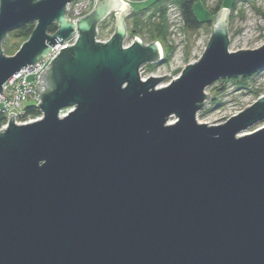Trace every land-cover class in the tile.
Wrapping results in <instances>:
<instances>
[{"label": "water", "instance_id": "water-1", "mask_svg": "<svg viewBox=\"0 0 264 264\" xmlns=\"http://www.w3.org/2000/svg\"><path fill=\"white\" fill-rule=\"evenodd\" d=\"M74 1L0 0V95L77 34L38 77L41 119L10 113L0 131V264H264V127L239 136L264 120V95L222 125L196 121L207 86L264 69V45L229 53L222 9L199 61L156 89L169 75L139 70L161 59L159 44L123 48L129 5L95 0L71 22ZM27 24L6 57L7 34Z\"/></svg>", "mask_w": 264, "mask_h": 264}, {"label": "rangeland", "instance_id": "rangeland-1", "mask_svg": "<svg viewBox=\"0 0 264 264\" xmlns=\"http://www.w3.org/2000/svg\"><path fill=\"white\" fill-rule=\"evenodd\" d=\"M122 1L129 5L132 10L125 17L127 30L123 48L129 47L135 39L141 41L145 46L151 44V39L147 33L133 34L134 36H132L128 31L133 23L129 16L134 12L145 9L151 1ZM201 1V5H194V12L197 18L205 21L198 29H189L185 26L181 10L175 3L169 0H163L159 3L160 6L165 8V18L168 28L165 45L172 48L173 53L168 64L162 63L164 60V45L161 42L155 41L161 48V59L156 63L143 64L141 66L139 75L142 81H146L150 77L161 78L169 75L156 86V89L165 88L173 80L180 77L186 66L197 63L205 52L210 40L215 17L222 9L228 11L227 37L229 53H236L240 50L254 51L264 45V0H236L232 8L228 7V0ZM78 7H80L78 0L71 2L70 12L72 13ZM146 15L147 12L144 14V17ZM210 16L212 18L208 21ZM32 25V29H34L35 24ZM114 27L115 16L113 14L109 15L97 27V41L106 42L112 36ZM246 34L251 35V39H249L250 37H245ZM26 41L27 39L19 35L18 29L9 32L1 44L3 54L6 57L13 56ZM204 95H209V101L206 102V99H204L206 103L196 114V121L199 124H206L208 126L222 125L231 117L243 112L244 108L253 105L259 97L264 95V69L250 77L219 79L204 89ZM25 105L29 106L30 102L27 100ZM176 120L175 116H171L168 119V123L172 124ZM263 127L264 120L256 123L239 136L253 133Z\"/></svg>", "mask_w": 264, "mask_h": 264}, {"label": "built area", "instance_id": "built-area-1", "mask_svg": "<svg viewBox=\"0 0 264 264\" xmlns=\"http://www.w3.org/2000/svg\"><path fill=\"white\" fill-rule=\"evenodd\" d=\"M80 7L70 12V4L66 5L65 16L71 22H76L79 19L85 17L92 10L95 0H78ZM170 10V9H169ZM77 40V34H73L63 44L60 42L56 43L53 47L50 46L52 51L47 55L44 61H39L35 66L31 65L23 68L18 73L14 74L3 86L2 95H0V129L7 127L9 121V114L14 113L16 116L13 117L15 124L25 125L32 123L41 118L31 117L27 114V106L25 102L28 100L33 106L38 109L37 105L40 104L41 100L38 98L37 87L38 77L40 73L45 70L48 64L57 56L60 49L64 46L70 47L75 44ZM43 83L40 80L39 84ZM40 91H44V86L41 87ZM65 113V112H63ZM61 113V115H64Z\"/></svg>", "mask_w": 264, "mask_h": 264}, {"label": "trees", "instance_id": "trees-1", "mask_svg": "<svg viewBox=\"0 0 264 264\" xmlns=\"http://www.w3.org/2000/svg\"><path fill=\"white\" fill-rule=\"evenodd\" d=\"M140 2L146 0H138ZM149 1V0H148ZM151 3L147 5V7L141 11L134 12L129 18L133 21L131 28L128 29L129 33L132 34H143L147 33L151 39V42H161L164 45V57L162 63L168 64L170 61V57L173 53L172 48H169L165 45L166 36H167V24L165 18V8L159 5L163 0H150ZM172 3H175L179 9L181 10V14L184 19L185 26L189 29H198L205 21H201L197 18L194 12V5L202 4L201 0H169ZM236 0H228V7H233L235 5ZM147 12V15L144 17V14ZM211 16L208 18V21L211 20ZM127 24V23H126ZM33 25L27 24L20 29L19 35L25 39H28L32 33ZM57 27L55 25H51L48 27V34L51 35L55 33ZM131 30V31H130ZM100 35V33H99ZM31 104V103H30ZM27 114L31 117H39L41 113L39 109L33 106H27Z\"/></svg>", "mask_w": 264, "mask_h": 264}, {"label": "bare ground", "instance_id": "bare-ground-1", "mask_svg": "<svg viewBox=\"0 0 264 264\" xmlns=\"http://www.w3.org/2000/svg\"><path fill=\"white\" fill-rule=\"evenodd\" d=\"M245 37H250L249 39H251V35H249V34H246V36Z\"/></svg>", "mask_w": 264, "mask_h": 264}, {"label": "flooded vegetation", "instance_id": "flooded-vegetation-1", "mask_svg": "<svg viewBox=\"0 0 264 264\" xmlns=\"http://www.w3.org/2000/svg\"><path fill=\"white\" fill-rule=\"evenodd\" d=\"M53 25H55V26L57 27V25H56V24H53Z\"/></svg>", "mask_w": 264, "mask_h": 264}]
</instances>
